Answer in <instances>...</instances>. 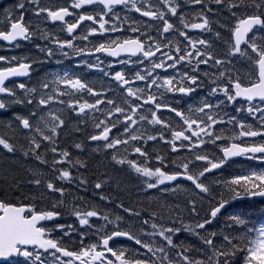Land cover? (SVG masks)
Segmentation results:
<instances>
[{
	"label": "snow or ice",
	"instance_id": "obj_1",
	"mask_svg": "<svg viewBox=\"0 0 264 264\" xmlns=\"http://www.w3.org/2000/svg\"><path fill=\"white\" fill-rule=\"evenodd\" d=\"M185 2L199 9L192 14L196 22L181 11V0H27V9L17 0L3 9L0 42L8 48L48 42L33 45L39 56L0 55V113L14 105L30 109L0 118V126L24 133L22 156L52 173L30 168L31 179L12 176L11 187L27 183L60 199L38 208L35 195L0 197V264H241V252L242 264H264V0ZM224 11L230 15L215 21V42L189 35V29L213 32L210 16ZM26 12L37 21H25ZM46 22H58L63 36ZM57 55L75 62L43 72L32 86L18 79ZM244 63L249 71L242 76L237 65ZM72 120L71 132L84 139L62 145L60 133ZM149 142L165 151L149 152ZM86 145H95L91 152L103 153L114 168L126 166L145 193H189L184 207L166 205L165 215L152 211L139 221L140 211L116 202L139 221L125 228V217L112 209L70 203L78 225L57 222L65 206L59 182L77 181L87 191V177L70 170L87 168L79 155L72 158ZM17 150L12 137L0 135V151ZM239 157L245 174L225 172ZM111 179L105 175L93 186L108 204L113 198L104 186ZM182 232L199 244L178 242Z\"/></svg>",
	"mask_w": 264,
	"mask_h": 264
},
{
	"label": "trees",
	"instance_id": "obj_2",
	"mask_svg": "<svg viewBox=\"0 0 264 264\" xmlns=\"http://www.w3.org/2000/svg\"><path fill=\"white\" fill-rule=\"evenodd\" d=\"M3 9L5 8L0 5V15L4 14ZM219 15H221L223 18H226L230 14L224 11ZM37 43L45 44V41L37 39ZM23 47L26 48L27 45L23 44ZM29 51H31L34 56L41 55L37 53L34 49H32V47H30V49L25 52H23V50H18V52L15 54L20 55ZM43 67L45 68V66ZM35 71H41V68L35 67ZM11 113L12 112L0 113V118L11 116ZM74 123V120L69 121V126L60 133V143L62 145H70L74 141H80L84 139V136L80 134H73L71 132V126ZM0 135H7L9 137H12V142L18 147V150L15 155L7 154L4 151H0V197L15 198V196H18L20 194L27 196L35 195L37 197L35 202L38 208L49 207L54 200L60 199L59 194H56L55 196L47 195L44 193L43 187L34 188L28 185L27 183H23L22 187L19 189L11 187L10 178L12 176H15L17 179H20L21 181L25 182L31 179V175L28 171V169L30 168H39L47 174V177H50L52 173L49 166L41 165L39 161H36L31 157L24 158L22 156L21 152L19 151V145L23 144L25 147H27L26 141L24 140V133L17 132L14 134L9 129L0 126ZM92 147H95V145H86L82 153H77L76 151H73L72 158L74 160L77 158V155H79V159L87 163L86 169L79 167L70 169L73 172L74 176L87 177V191L80 189L77 181H73L71 183L59 182V184L65 188V195L63 197L65 201V206H62L58 209L62 213V215L60 217V220H58L57 222L63 224H70V221L75 219L69 211L70 203L79 204L85 209L94 205L99 206L102 210L112 209L114 212L125 217V222L121 225V227L125 228L131 226L127 223L130 217L126 216L128 214L124 213L122 209H118L115 207L116 202H123L125 207H130L134 210L140 211L141 216L139 218V221H142L143 219L147 218L152 211H156L158 215H165L167 213V208L165 206L167 204L169 205V203L173 205L179 203L181 207H184L186 203L185 198L187 195H189V193L185 191H160L159 189H157L152 190L155 193L150 199L149 196H147L146 194L147 192H150V190H148L146 193L141 190V182L135 178V174L130 173L126 166L123 169L114 168L109 158L103 153H92L90 150ZM154 147L159 148V145H153L152 142H149L146 146L149 152H151ZM159 150L162 153L165 151L164 148H159ZM130 158L135 159L137 158V155H133ZM48 159L51 160L52 157L49 155ZM5 171H7L9 177L7 179L5 178ZM105 175L112 178L111 182L104 186V193L110 195L113 198V203L111 204L100 201L99 194L93 192V186L95 181L97 179H103ZM178 182L185 187L184 183L180 181ZM172 187H174V185H168L169 189H171ZM42 195H44V199L40 198ZM80 196H83L84 200L78 199V197ZM74 197L77 199L74 200ZM172 201L175 203H173ZM221 219H223V217ZM139 221L136 220L137 224L139 223ZM183 236V232L178 234L177 241L179 242V237ZM192 239L194 245L199 244V241L197 239H195L194 237ZM242 246L243 245H241V247ZM239 258L242 262V252L239 253Z\"/></svg>",
	"mask_w": 264,
	"mask_h": 264
},
{
	"label": "rangeland",
	"instance_id": "obj_3",
	"mask_svg": "<svg viewBox=\"0 0 264 264\" xmlns=\"http://www.w3.org/2000/svg\"><path fill=\"white\" fill-rule=\"evenodd\" d=\"M188 18H190V19H192V22H196L195 20H193V18H192V16L191 15H188ZM217 19H220L221 20V22H223V20L221 19V18H217ZM216 19V20H217ZM214 30L215 31H217L218 30V25L214 22ZM189 30H192V29H189ZM194 32H196V31H198V30H193ZM214 31V32H215ZM212 34L210 33V32H208V33H205V34H203V36L201 37V38H206V39H209L210 41H213V40H215V37H214V33H213V35L211 36ZM241 65H243L244 66V64H241ZM240 70V74L242 75V76H244L248 71H249V68H248V66H247V64H245V66L243 67V68H241V69H239ZM248 119L249 120H251L252 118L251 117H248ZM154 191H152V190H150V192H148L147 193V196H149V198H151L153 195H154ZM177 204H179V203H176V205ZM168 205V204H167ZM169 205H173V204H170L169 203ZM253 217V220H255L256 219V216L255 215H253L252 216ZM255 218V219H254ZM189 238H191V236L190 235H188V234H186ZM186 244L188 245V244H193V243H191V241H187L186 242ZM242 254L244 255V253L242 252ZM243 259V258H242Z\"/></svg>",
	"mask_w": 264,
	"mask_h": 264
},
{
	"label": "bare ground",
	"instance_id": "obj_4",
	"mask_svg": "<svg viewBox=\"0 0 264 264\" xmlns=\"http://www.w3.org/2000/svg\"><path fill=\"white\" fill-rule=\"evenodd\" d=\"M222 20H224V18L222 17ZM200 31H202V30H200ZM5 159V158H4ZM31 159V158H30Z\"/></svg>",
	"mask_w": 264,
	"mask_h": 264
},
{
	"label": "water",
	"instance_id": "obj_5",
	"mask_svg": "<svg viewBox=\"0 0 264 264\" xmlns=\"http://www.w3.org/2000/svg\"><path fill=\"white\" fill-rule=\"evenodd\" d=\"M20 78H23V77H20Z\"/></svg>",
	"mask_w": 264,
	"mask_h": 264
}]
</instances>
